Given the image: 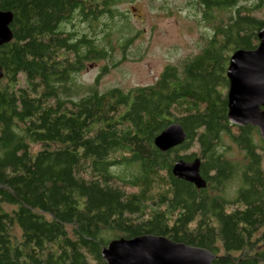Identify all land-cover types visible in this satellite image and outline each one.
<instances>
[{
    "label": "trees",
    "instance_id": "1",
    "mask_svg": "<svg viewBox=\"0 0 264 264\" xmlns=\"http://www.w3.org/2000/svg\"><path fill=\"white\" fill-rule=\"evenodd\" d=\"M114 1L0 0L13 14L0 46V264H106L111 240L142 235L207 249L212 264H264V143L258 129L230 125L226 77L232 53L258 45L264 0H196L204 22L233 11L198 55L153 86L76 97L75 73L107 53L64 26L112 14ZM172 123L186 141L161 152L153 140ZM224 135L242 164L221 149ZM192 142L195 152L178 154ZM196 158L202 189L171 173ZM157 181L168 189L153 197Z\"/></svg>",
    "mask_w": 264,
    "mask_h": 264
},
{
    "label": "rangeland",
    "instance_id": "2",
    "mask_svg": "<svg viewBox=\"0 0 264 264\" xmlns=\"http://www.w3.org/2000/svg\"><path fill=\"white\" fill-rule=\"evenodd\" d=\"M244 5L251 6L243 1L239 4ZM110 11L112 14L104 13L95 20L82 21L75 17L72 24L64 26L78 37L86 35L107 53L104 59L87 62L75 73L72 85L76 97L92 86L104 92L155 85L167 65L177 67L198 55L212 35V27L226 25L233 12L213 10L214 21L204 22L196 0H115ZM255 15L264 19V8L255 11ZM258 140L256 136L255 141ZM221 145L230 161L242 164L243 152L227 135L223 136ZM37 149L39 146H33L32 151ZM196 149L192 142L178 154H192ZM237 186L235 181L227 184L230 197ZM154 188H160L161 193L168 189L163 181H157L149 192L153 197Z\"/></svg>",
    "mask_w": 264,
    "mask_h": 264
},
{
    "label": "water",
    "instance_id": "3",
    "mask_svg": "<svg viewBox=\"0 0 264 264\" xmlns=\"http://www.w3.org/2000/svg\"><path fill=\"white\" fill-rule=\"evenodd\" d=\"M13 14L0 10V46L9 43L13 34L10 24ZM258 45L253 50H237L229 58L227 119L236 127L251 126L258 129L264 143V28L258 34ZM2 76L0 67V77ZM186 141V133L179 123H172L153 140L161 152ZM200 159L190 162L179 159L171 173L178 179L193 184L197 189L207 183L200 175ZM106 264H212L211 251L176 243L164 236L142 235L111 240L102 250Z\"/></svg>",
    "mask_w": 264,
    "mask_h": 264
}]
</instances>
